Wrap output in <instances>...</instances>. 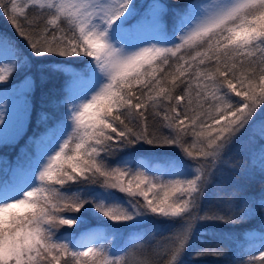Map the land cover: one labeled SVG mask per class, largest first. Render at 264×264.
<instances>
[{
    "label": "snow or ice",
    "instance_id": "6c2138e0",
    "mask_svg": "<svg viewBox=\"0 0 264 264\" xmlns=\"http://www.w3.org/2000/svg\"><path fill=\"white\" fill-rule=\"evenodd\" d=\"M168 14L157 0L135 24L132 0H0V16L32 56L63 58L58 71L89 58L68 72L64 118L30 138L27 168L18 163L0 180V264H183L198 222L252 214L247 198L238 211L231 202L227 211L200 210L240 137L259 123L264 141V0H189L171 14V31ZM145 25L152 34L130 44L126 35ZM0 52L13 57L0 64L3 84L22 65L7 37ZM142 146L176 148L183 158L137 160ZM261 165L264 174V148ZM90 210L113 222L107 227L150 217L176 227L150 253L138 241L113 250L109 233H62ZM195 255L223 252L208 244ZM247 255L245 264H264V238Z\"/></svg>",
    "mask_w": 264,
    "mask_h": 264
},
{
    "label": "trees",
    "instance_id": "16d2710c",
    "mask_svg": "<svg viewBox=\"0 0 264 264\" xmlns=\"http://www.w3.org/2000/svg\"><path fill=\"white\" fill-rule=\"evenodd\" d=\"M150 0H145L144 4ZM166 5L169 14L166 21L172 23V13L184 7L189 0H157ZM171 31V29H170ZM0 36L7 37L20 53L21 67L9 80L0 84L1 88L17 87L21 82L30 78L32 86L27 91L30 107V118L25 131L12 142L0 144V169L4 166L5 171L0 170V178L8 176L9 170L16 161L15 157L19 152L25 150L27 138L33 137L45 130L46 126L55 124L65 116L66 100L65 82L68 79V70L58 71L54 65L57 59H42L32 56L26 42L17 34L11 23L3 16H0ZM72 67L78 70L84 67V61L88 58H70ZM25 60L27 61L25 63ZM46 114L48 119H40ZM262 114L257 115V121ZM258 124V123H257ZM257 124L246 132L232 146L225 156V163L220 166L212 177V182L205 188L206 195L202 202L200 214L205 211L220 210L227 211L228 203L231 202L234 209L243 205L247 198L253 207L251 215L243 218L241 222L225 224L221 222H198V229L192 240V245L187 254L183 257V264L199 262L201 264H245L248 255L255 249H259L256 241L264 238V209L260 208L261 198L264 197V174L261 172V153L264 148V141H261ZM183 158L179 149L172 147L152 149L149 146H142L137 149L135 159H152L154 162L175 160ZM100 214L90 210L85 213L84 223L79 227L69 228L64 226L61 231L69 239H78L81 231L89 228L99 230L100 233H109L107 246L113 250H119L129 245L132 241H138L139 246L148 249L164 241L176 227L169 218L150 217L138 225H112ZM247 232H256L258 235L253 238L246 236ZM213 244L223 252L221 256H196L197 249L205 245ZM258 254V253H256Z\"/></svg>",
    "mask_w": 264,
    "mask_h": 264
},
{
    "label": "rangeland",
    "instance_id": "374dc122",
    "mask_svg": "<svg viewBox=\"0 0 264 264\" xmlns=\"http://www.w3.org/2000/svg\"><path fill=\"white\" fill-rule=\"evenodd\" d=\"M132 2L135 6L136 16L131 21V23L135 24L136 19H139L140 17L148 13L149 5H151L154 2V0L148 1L147 4H144L145 0H132ZM167 23H168V27L170 30L172 28V23L169 20L167 21ZM151 34H152V29L148 25H145L142 30L133 31L127 34L126 39L128 40L130 44H135V43H138L141 39H147ZM12 59L13 57L11 56V54H5L3 52H0V64L8 63ZM65 69L68 71L78 70L77 68L72 67L69 64L65 67ZM31 86H32V80L30 78H27L15 88H12V87L1 88L0 87V113L3 114V123H0V129H7V134L9 136V140L7 142L16 141V139L28 127L31 104L29 101V97L27 95V91L30 89ZM262 116H264V114H262L261 117ZM261 117L259 118V120L261 119ZM256 129L259 132V123L257 124ZM18 130H19V134H17ZM0 135H3L2 131H0ZM26 140H27V145H26L25 150L19 152L18 155L14 156L15 159L17 160L16 164L20 163L25 168L28 167L32 159V153L29 151V149L33 147L29 143L30 137H28ZM1 143H4V142H0V144ZM25 152H27V155H24ZM259 156L261 157V153L259 154ZM161 161H164V159ZM161 161H157V163ZM16 164H14L11 167L13 168ZM5 169L3 166L2 169L0 170L2 172V171H5ZM10 177H11V170L8 173L7 178H10ZM5 178L6 177L2 179L0 178V180H3ZM87 230L99 232V230L94 229V228H89ZM87 230L81 231V235ZM245 234L246 236L248 235V237H251V238H253L255 235L256 236L258 235L256 232H247ZM261 240L262 238L259 241H256L258 247H260ZM188 264H201V263L190 262Z\"/></svg>",
    "mask_w": 264,
    "mask_h": 264
}]
</instances>
